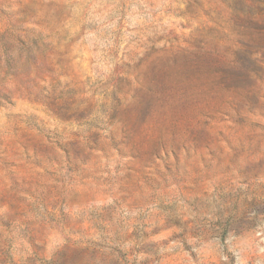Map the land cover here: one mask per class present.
<instances>
[{"label":"rangeland","instance_id":"rangeland-1","mask_svg":"<svg viewBox=\"0 0 264 264\" xmlns=\"http://www.w3.org/2000/svg\"><path fill=\"white\" fill-rule=\"evenodd\" d=\"M0 264H264V0H0Z\"/></svg>","mask_w":264,"mask_h":264}]
</instances>
